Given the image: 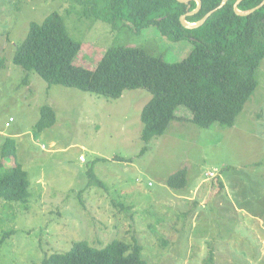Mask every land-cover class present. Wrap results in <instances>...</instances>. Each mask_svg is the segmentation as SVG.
Segmentation results:
<instances>
[{
    "label": "rangeland",
    "instance_id": "rangeland-1",
    "mask_svg": "<svg viewBox=\"0 0 264 264\" xmlns=\"http://www.w3.org/2000/svg\"><path fill=\"white\" fill-rule=\"evenodd\" d=\"M91 7L79 0H0V181L15 161L29 181L25 201L0 197V264H41L75 242L98 248L112 240H136L147 264H264V59L233 127L176 120L145 143L140 117L148 91L110 99L49 86L12 63L29 25L52 12L81 44L74 63L90 70L110 48H138L168 63L193 49L154 26L114 32ZM44 105L56 119L38 131ZM176 115L191 117L184 107ZM6 138L16 143L15 161L2 156ZM184 167L186 187H168L167 178ZM89 171L96 183L84 190Z\"/></svg>",
    "mask_w": 264,
    "mask_h": 264
},
{
    "label": "trees",
    "instance_id": "trees-1",
    "mask_svg": "<svg viewBox=\"0 0 264 264\" xmlns=\"http://www.w3.org/2000/svg\"><path fill=\"white\" fill-rule=\"evenodd\" d=\"M200 1L201 8L187 16V22L196 23L217 10L202 26L186 29L180 17L197 8L195 1L79 0L91 5L93 16L114 32L129 26L139 34L154 26L172 41L187 39L193 49L180 62L168 63L138 48L117 47L108 49L93 70L77 66L74 60L81 44L69 37L62 17L52 12L42 23L29 25L12 63L26 73H36L49 86L61 85L110 99H119L128 90L148 91L151 99L140 117L141 140L145 143L164 135L176 120L202 129H210L216 123L231 128L258 85L256 72L264 59V6L241 17L233 10L237 0H228L219 9L222 0ZM262 1L242 0L238 9L250 10ZM27 79L26 75L24 80ZM180 107L189 110L191 117L177 116ZM40 118L35 125L38 131L52 127L56 119L48 105L40 109ZM2 156L15 161L17 150L12 138L4 141ZM187 173V167L178 170L167 178L166 185L184 189ZM88 174L92 180L84 190L96 183L94 174ZM28 188L27 174L15 161L11 173L0 181V197L10 202L25 201ZM162 240L167 244L168 239ZM141 251L136 240H112L98 248L78 241L67 252L44 257L41 264H147L141 259Z\"/></svg>",
    "mask_w": 264,
    "mask_h": 264
},
{
    "label": "water",
    "instance_id": "water-1",
    "mask_svg": "<svg viewBox=\"0 0 264 264\" xmlns=\"http://www.w3.org/2000/svg\"><path fill=\"white\" fill-rule=\"evenodd\" d=\"M177 1L181 2V3H185V4H188L190 1H195L197 3V8L195 10L187 12L185 15L180 17V23L186 29H194V28H198V27L202 26L206 22V20L217 10V9L216 10L214 9V10L210 11L200 21H198L196 23H189L186 21V17L194 15L199 11V9L201 8V1L200 0H177ZM227 2H228V0H222L220 5L218 6V9L222 8L225 4H227ZM241 2H242V0H237L233 6L234 13L238 16H241V17L249 16L264 6V0H263L258 6L252 8V9L246 10V11H241L238 9V6Z\"/></svg>",
    "mask_w": 264,
    "mask_h": 264
},
{
    "label": "built area",
    "instance_id": "built-area-1",
    "mask_svg": "<svg viewBox=\"0 0 264 264\" xmlns=\"http://www.w3.org/2000/svg\"><path fill=\"white\" fill-rule=\"evenodd\" d=\"M10 121H12V119H10ZM80 160H84L82 156L80 157Z\"/></svg>",
    "mask_w": 264,
    "mask_h": 264
}]
</instances>
